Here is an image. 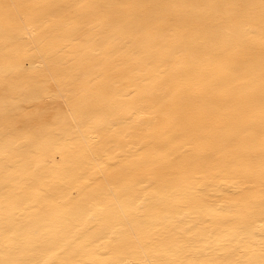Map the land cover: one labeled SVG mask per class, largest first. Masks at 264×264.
Returning <instances> with one entry per match:
<instances>
[{
    "label": "bare ground",
    "instance_id": "6f19581e",
    "mask_svg": "<svg viewBox=\"0 0 264 264\" xmlns=\"http://www.w3.org/2000/svg\"><path fill=\"white\" fill-rule=\"evenodd\" d=\"M0 264H264V0H0Z\"/></svg>",
    "mask_w": 264,
    "mask_h": 264
}]
</instances>
